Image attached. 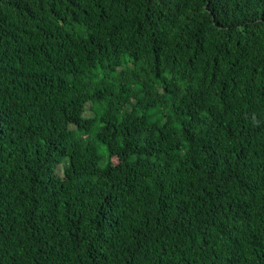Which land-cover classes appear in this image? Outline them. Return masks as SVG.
Masks as SVG:
<instances>
[{"label":"trees","instance_id":"trees-1","mask_svg":"<svg viewBox=\"0 0 264 264\" xmlns=\"http://www.w3.org/2000/svg\"><path fill=\"white\" fill-rule=\"evenodd\" d=\"M0 264H264V0H0Z\"/></svg>","mask_w":264,"mask_h":264}]
</instances>
